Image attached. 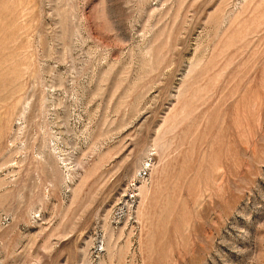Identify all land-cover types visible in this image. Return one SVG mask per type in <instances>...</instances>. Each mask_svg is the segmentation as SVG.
Here are the masks:
<instances>
[{"label": "rangeland", "instance_id": "obj_1", "mask_svg": "<svg viewBox=\"0 0 264 264\" xmlns=\"http://www.w3.org/2000/svg\"><path fill=\"white\" fill-rule=\"evenodd\" d=\"M0 264H264V0H0Z\"/></svg>", "mask_w": 264, "mask_h": 264}]
</instances>
